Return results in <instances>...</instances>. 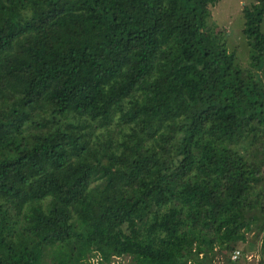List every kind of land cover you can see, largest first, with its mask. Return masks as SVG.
Listing matches in <instances>:
<instances>
[{
  "label": "trees",
  "instance_id": "16d2710c",
  "mask_svg": "<svg viewBox=\"0 0 264 264\" xmlns=\"http://www.w3.org/2000/svg\"><path fill=\"white\" fill-rule=\"evenodd\" d=\"M252 1L243 67L217 0H0V264H264Z\"/></svg>",
  "mask_w": 264,
  "mask_h": 264
},
{
  "label": "rangeland",
  "instance_id": "374dc122",
  "mask_svg": "<svg viewBox=\"0 0 264 264\" xmlns=\"http://www.w3.org/2000/svg\"><path fill=\"white\" fill-rule=\"evenodd\" d=\"M252 2V0H217L216 4L211 7V15L208 19L209 26L212 27L213 30H222L224 32V38H226L227 40L228 48L232 51H235L237 60L241 65H243V67L248 66L249 48L247 45L246 37L242 33V8ZM261 29L264 32V16L263 21L261 23ZM258 76L264 81L263 71L259 72ZM248 239L252 240L253 235L250 234L248 236ZM236 249H239L241 251V248ZM257 254V249L256 251L254 250L246 252L247 258L242 262V264H258L259 254ZM128 263V258H122L116 261L114 260L109 264ZM88 264H97V262L93 260V262H89Z\"/></svg>",
  "mask_w": 264,
  "mask_h": 264
},
{
  "label": "built area",
  "instance_id": "2783aa9c",
  "mask_svg": "<svg viewBox=\"0 0 264 264\" xmlns=\"http://www.w3.org/2000/svg\"><path fill=\"white\" fill-rule=\"evenodd\" d=\"M240 254H241V252L239 249L234 250L232 255H231V260H233V261L237 260L240 256ZM95 261H96V259H95Z\"/></svg>",
  "mask_w": 264,
  "mask_h": 264
}]
</instances>
